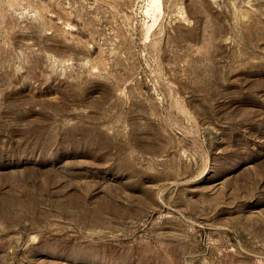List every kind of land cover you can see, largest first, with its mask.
I'll return each instance as SVG.
<instances>
[{
    "label": "rangeland",
    "instance_id": "1",
    "mask_svg": "<svg viewBox=\"0 0 264 264\" xmlns=\"http://www.w3.org/2000/svg\"><path fill=\"white\" fill-rule=\"evenodd\" d=\"M0 264H264V0H0Z\"/></svg>",
    "mask_w": 264,
    "mask_h": 264
}]
</instances>
